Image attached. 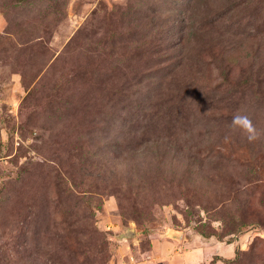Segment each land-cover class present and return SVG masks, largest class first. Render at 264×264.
<instances>
[{
	"label": "rangeland",
	"instance_id": "374dc122",
	"mask_svg": "<svg viewBox=\"0 0 264 264\" xmlns=\"http://www.w3.org/2000/svg\"><path fill=\"white\" fill-rule=\"evenodd\" d=\"M0 264H264V0H0Z\"/></svg>",
	"mask_w": 264,
	"mask_h": 264
},
{
	"label": "clouds",
	"instance_id": "9594fccd",
	"mask_svg": "<svg viewBox=\"0 0 264 264\" xmlns=\"http://www.w3.org/2000/svg\"><path fill=\"white\" fill-rule=\"evenodd\" d=\"M231 127L243 132L249 142L255 141L260 135L259 131L254 127L251 119L246 114H235L231 120Z\"/></svg>",
	"mask_w": 264,
	"mask_h": 264
}]
</instances>
